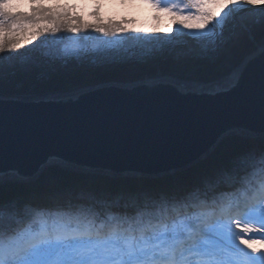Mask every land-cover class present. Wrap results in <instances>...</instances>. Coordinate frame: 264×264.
Here are the masks:
<instances>
[{
	"label": "snow or ice",
	"instance_id": "6c2138e0",
	"mask_svg": "<svg viewBox=\"0 0 264 264\" xmlns=\"http://www.w3.org/2000/svg\"><path fill=\"white\" fill-rule=\"evenodd\" d=\"M140 3L156 26L105 22L102 0L91 10L88 0H0V264H264V0ZM181 29L180 40L138 35V47L114 40ZM89 31L92 43L80 35ZM47 35L56 46L41 51ZM246 73L236 107H251L258 76L259 129L231 127L176 166L53 165L55 156L31 171L5 164L6 137L27 130L32 155L54 133L32 134L15 104L60 106L103 90L63 131L135 152L182 119L174 100L230 92Z\"/></svg>",
	"mask_w": 264,
	"mask_h": 264
},
{
	"label": "water",
	"instance_id": "95a60500",
	"mask_svg": "<svg viewBox=\"0 0 264 264\" xmlns=\"http://www.w3.org/2000/svg\"><path fill=\"white\" fill-rule=\"evenodd\" d=\"M259 59L250 69L258 73ZM248 74L241 85L230 92L218 96L184 97L173 102L179 106L182 119L174 121L167 128L158 130L149 137L135 152L114 148L111 144L103 145L96 141H84L75 137L73 132L65 133L63 124L80 106L87 104L92 97L104 95L103 90L95 91L92 97L70 99L60 106H46L31 103L13 105L14 116L22 123H32V134H44L54 130L39 151L32 155L26 152L24 135L21 130L16 138H7L4 144L5 164L21 167L26 171L35 170L49 157L71 161L81 165L104 166L111 168L144 167L165 169L180 163L179 154L184 151L198 153L210 146L214 139L227 129L241 124H249L257 129L260 126V100L258 76L254 83L251 107H236L237 98L246 93ZM126 95L128 93H125ZM75 119V117H73ZM203 136L198 137V128L205 124Z\"/></svg>",
	"mask_w": 264,
	"mask_h": 264
},
{
	"label": "rangeland",
	"instance_id": "374dc122",
	"mask_svg": "<svg viewBox=\"0 0 264 264\" xmlns=\"http://www.w3.org/2000/svg\"><path fill=\"white\" fill-rule=\"evenodd\" d=\"M89 2V9L91 10V0H88ZM114 2L115 5L118 8H125V6L127 5V3L131 4V5H140L144 7V11L147 13V21L149 22V24H154L155 23L151 20V16L153 15V12L150 8H148L147 5H141L140 0H126V2L124 4H121L120 0H102V4L103 7L101 8V17L102 19L107 22L108 20H112L114 22H123V21H132L131 19L128 18V14L126 12H112L109 8L108 5L109 3ZM165 2H167V0H165ZM85 17L86 19L88 18L86 13H85ZM163 23H170V19L165 17L163 22L159 25L161 27H163ZM133 25V23H128L127 25H125L126 27H128L129 29L131 28V26ZM184 32V31H183ZM182 30H180V35H182ZM81 35V34H80ZM142 36V37H156V36H164V37H169V36H175V33H133V32H129V33H125V34H118L114 40L123 44L125 47H138V43L135 40L136 36ZM81 36H86L88 38V42L92 43L93 42V38L97 37L98 34L91 32L90 35H81ZM100 39H104L103 37H99ZM56 38L52 37L51 35H47L45 38H43L42 42H37L38 43V47L39 50L43 51L46 50L48 48L51 47H55L56 45L52 44L51 42L54 41ZM109 39H113V38H109ZM63 45H60V47H62ZM149 47H151L152 45H148ZM33 50L32 46H29V48L26 50L22 49V52H26V55H30L31 52ZM68 71H74L73 69H68ZM57 163H53V165H55Z\"/></svg>",
	"mask_w": 264,
	"mask_h": 264
},
{
	"label": "bare ground",
	"instance_id": "6f19581e",
	"mask_svg": "<svg viewBox=\"0 0 264 264\" xmlns=\"http://www.w3.org/2000/svg\"><path fill=\"white\" fill-rule=\"evenodd\" d=\"M108 8L112 11V12H126L128 14V18L131 19L132 21H135V23H133V25L131 26L130 29L132 28H150V27H154L156 25L154 24H149V22L147 21V13L144 11V7L140 6V5H131L129 3H127V5L125 6V8H118L114 2L109 3ZM167 23H163L162 25H166ZM182 32L186 31L181 29ZM176 35V39L180 40L183 38L182 35H180V33H176L175 30L174 32ZM148 34V33H145ZM54 163V162H52ZM58 163V162H55Z\"/></svg>",
	"mask_w": 264,
	"mask_h": 264
},
{
	"label": "trees",
	"instance_id": "16d2710c",
	"mask_svg": "<svg viewBox=\"0 0 264 264\" xmlns=\"http://www.w3.org/2000/svg\"><path fill=\"white\" fill-rule=\"evenodd\" d=\"M91 34V31H89L88 33H82L81 35H90ZM68 71V70H66ZM68 72H72V71H68ZM21 79H23V77H21ZM89 83H94V82H89ZM55 170V169H53Z\"/></svg>",
	"mask_w": 264,
	"mask_h": 264
}]
</instances>
